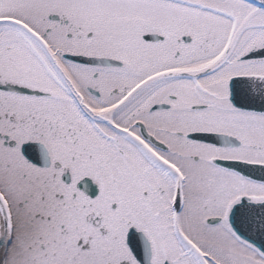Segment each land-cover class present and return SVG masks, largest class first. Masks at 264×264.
<instances>
[{
	"label": "snow or ice",
	"instance_id": "1",
	"mask_svg": "<svg viewBox=\"0 0 264 264\" xmlns=\"http://www.w3.org/2000/svg\"><path fill=\"white\" fill-rule=\"evenodd\" d=\"M0 264H264V0H0Z\"/></svg>",
	"mask_w": 264,
	"mask_h": 264
}]
</instances>
